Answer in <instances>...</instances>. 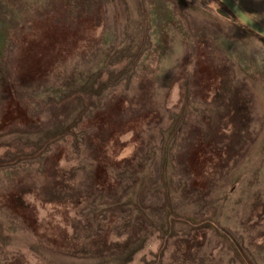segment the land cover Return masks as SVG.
Instances as JSON below:
<instances>
[{"label": "rangeland", "instance_id": "obj_1", "mask_svg": "<svg viewBox=\"0 0 264 264\" xmlns=\"http://www.w3.org/2000/svg\"><path fill=\"white\" fill-rule=\"evenodd\" d=\"M0 264H264V39L218 0H0Z\"/></svg>", "mask_w": 264, "mask_h": 264}, {"label": "water", "instance_id": "obj_2", "mask_svg": "<svg viewBox=\"0 0 264 264\" xmlns=\"http://www.w3.org/2000/svg\"><path fill=\"white\" fill-rule=\"evenodd\" d=\"M242 25L264 39V27L253 21L233 0H218ZM222 16L224 14L220 11Z\"/></svg>", "mask_w": 264, "mask_h": 264}, {"label": "trees", "instance_id": "obj_3", "mask_svg": "<svg viewBox=\"0 0 264 264\" xmlns=\"http://www.w3.org/2000/svg\"><path fill=\"white\" fill-rule=\"evenodd\" d=\"M97 169H98V167H97V165H96V167H95V173H94V184L95 185H97L96 183H97V178H98V172H97ZM46 173H47V175L49 174V171L47 172V170H45V176H46ZM104 174H105V171H104ZM106 176V175H105ZM60 241H61V239H60Z\"/></svg>", "mask_w": 264, "mask_h": 264}]
</instances>
